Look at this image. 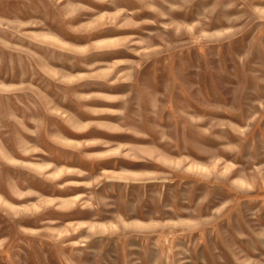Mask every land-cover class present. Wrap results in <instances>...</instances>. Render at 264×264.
I'll list each match as a JSON object with an SVG mask.
<instances>
[{
	"label": "rangeland",
	"instance_id": "1",
	"mask_svg": "<svg viewBox=\"0 0 264 264\" xmlns=\"http://www.w3.org/2000/svg\"><path fill=\"white\" fill-rule=\"evenodd\" d=\"M0 264H264V0H0Z\"/></svg>",
	"mask_w": 264,
	"mask_h": 264
}]
</instances>
